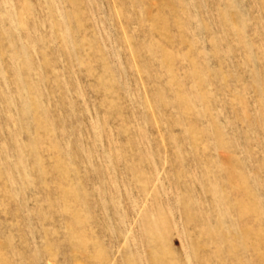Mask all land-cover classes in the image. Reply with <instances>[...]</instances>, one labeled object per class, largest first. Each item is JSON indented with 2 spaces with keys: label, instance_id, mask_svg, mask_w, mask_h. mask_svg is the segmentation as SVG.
I'll use <instances>...</instances> for the list:
<instances>
[{
  "label": "rangeland",
  "instance_id": "obj_1",
  "mask_svg": "<svg viewBox=\"0 0 264 264\" xmlns=\"http://www.w3.org/2000/svg\"><path fill=\"white\" fill-rule=\"evenodd\" d=\"M0 264H264V0H0Z\"/></svg>",
  "mask_w": 264,
  "mask_h": 264
}]
</instances>
